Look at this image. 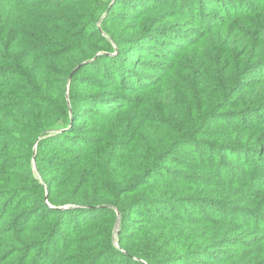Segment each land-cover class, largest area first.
I'll return each instance as SVG.
<instances>
[{
	"label": "trees",
	"instance_id": "16d2710c",
	"mask_svg": "<svg viewBox=\"0 0 264 264\" xmlns=\"http://www.w3.org/2000/svg\"><path fill=\"white\" fill-rule=\"evenodd\" d=\"M0 264H264V0H0Z\"/></svg>",
	"mask_w": 264,
	"mask_h": 264
},
{
	"label": "water",
	"instance_id": "95a60500",
	"mask_svg": "<svg viewBox=\"0 0 264 264\" xmlns=\"http://www.w3.org/2000/svg\"><path fill=\"white\" fill-rule=\"evenodd\" d=\"M114 2V0H112V3ZM100 24V23H99ZM79 67V66H78ZM77 67V68H78ZM73 74V73H72ZM71 74V75H72ZM71 75H70V77H69V80L71 79ZM32 161H33V167H34V170H35V153H34V156H33V159H32ZM108 207V206H107ZM108 208H110V207H108ZM64 209V208H63ZM118 224H119V222H118V220H117V222H116V226H115V229H114V233H113V242H114V245H116L117 246V242H116V235H117V227H118Z\"/></svg>",
	"mask_w": 264,
	"mask_h": 264
},
{
	"label": "rangeland",
	"instance_id": "374dc122",
	"mask_svg": "<svg viewBox=\"0 0 264 264\" xmlns=\"http://www.w3.org/2000/svg\"><path fill=\"white\" fill-rule=\"evenodd\" d=\"M231 249L230 247H228V250Z\"/></svg>",
	"mask_w": 264,
	"mask_h": 264
}]
</instances>
